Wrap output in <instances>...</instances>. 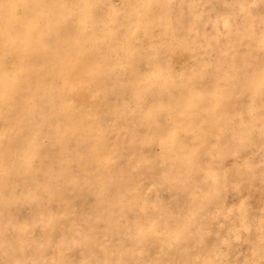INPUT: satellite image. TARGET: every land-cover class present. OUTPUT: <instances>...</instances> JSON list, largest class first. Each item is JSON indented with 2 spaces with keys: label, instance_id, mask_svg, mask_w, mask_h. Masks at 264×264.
<instances>
[{
  "label": "rangeland",
  "instance_id": "rangeland-1",
  "mask_svg": "<svg viewBox=\"0 0 264 264\" xmlns=\"http://www.w3.org/2000/svg\"><path fill=\"white\" fill-rule=\"evenodd\" d=\"M32 2L0 0V264H264V0Z\"/></svg>",
  "mask_w": 264,
  "mask_h": 264
},
{
  "label": "bare ground",
  "instance_id": "bare-ground-1",
  "mask_svg": "<svg viewBox=\"0 0 264 264\" xmlns=\"http://www.w3.org/2000/svg\"><path fill=\"white\" fill-rule=\"evenodd\" d=\"M27 1L28 0H26V3H25V5L26 6H24L23 8H21V9H19L18 11L16 10L15 12H13L12 14H11V16H10V18H11V21H14V20H19L22 16V14H24V13H28V10L27 9H30V11H29V14H27V18L25 19V22H29V20H31V19H33V17H35L34 15H35V13H33L32 12V7H30L29 5V3L27 4ZM35 1V0H34ZM31 2H32V0H31ZM37 2H38V4H40L41 6H42V9H45V8H55V9H59L60 7H58V4L57 3H55L54 4V2H53V0H37ZM58 2H59V0H58ZM10 3V2H9ZM33 3V2H32ZM66 4H68V2H66ZM10 5V4H9ZM32 5V4H31ZM5 6V5H4ZM36 6V5H35ZM69 6V5H68ZM68 6H66L65 8H67ZM2 9V8H1ZM148 9V8H147ZM50 10V9H49ZM2 11V10H1ZM54 11V10H53ZM115 13V12H114ZM1 14V13H0ZM4 14V13H3ZM9 14V13H8ZM7 15V14H6ZM2 16V15H1ZM3 17H5V16H3ZM5 19V18H4ZM1 20H3L2 18H0V22H1ZM4 21V20H3ZM9 22V21H8ZM139 22H141V20H139ZM3 23V22H2ZM14 23V22H13ZM15 24V23H14ZM18 25V24H17ZM10 26V25H9ZM7 27V26H6ZM39 29H41V25L38 27ZM44 29H45V27H44ZM38 30V29H37ZM37 30H35V33H36V31ZM42 30V29H41ZM60 31V30H59ZM2 30H1V28H0V35L2 36ZM9 33V32H8ZM61 34H62V31L60 32ZM43 34H45V33H43L42 32V36L41 37H36L35 36V38H33V35L31 36L30 35V37H27L28 39H29V41L30 42H28V44H27V46L28 47H26V48H24V49H22L23 51H22V53H21V51H20V55L19 56H21V59H23L27 54H28V52L27 51H30V49H34L35 48V50H33L32 52H37V51H39L40 49H44L45 51L46 50H48L47 48H45V45L44 44H42L41 42H40V38H42L43 37ZM47 34V33H46ZM48 34H51V33H48ZM47 34V35H48ZM61 34H57V33H54L53 34V32H52V34H51V40L48 42V43H52V44H57V45H59V43H60V35ZM53 36V37H52ZM7 37V36H6ZM44 37H46V35L44 36ZM42 39H44V38H42ZM8 40L6 39V41H5V39L3 40L2 38L0 39V54H2V55H4V53L5 54H7V53H10V50L8 49V47H9V44H11L10 42H7ZM44 41V40H43ZM42 41V42H43ZM39 43H41L42 44V46H41V44H39ZM61 44V43H60ZM22 45V44H21ZM24 45V44H23ZM43 45H44V48H43ZM179 45V44H178ZM48 46V45H47ZM64 47V46H63ZM57 48H58V46H57ZM78 51V50H77ZM81 51V50H80ZM42 53V52H41ZM35 54V53H34ZM46 55H47V53H45ZM67 54H68V52H67ZM81 54V53H80ZM1 55V56H2ZM9 55V54H8ZM32 55H33V53H32ZM44 55V54H43ZM84 55V54H83ZM34 56V55H33ZM36 56V55H35ZM34 56V57H35ZM41 56V55H40ZM82 56V55H81ZM80 56V57H81ZM5 57V56H4ZM70 58H71V56H69ZM69 57L67 58V60H70L69 59ZM17 58V57H16ZM37 58V57H36ZM40 57H38V59H39ZM41 59V58H40ZM39 59V60H40ZM72 60V59H71ZM24 61H25V59H24ZM24 61H21V62H24ZM27 62H29L28 60H27ZM44 62V61H43ZM46 62V61H45ZM48 62V61H47ZM41 63H42V61H41ZM19 64H22V63H19ZM25 65H29V63L28 64H25ZM5 66V65H4ZM15 66V65H14ZM22 66V65H21ZM23 66H24V64H23ZM19 67V66H18ZM30 67V66H29ZM6 68H7V66H6ZM12 68V67H11ZM74 69V68H73ZM93 69V68H92ZM21 70H22V68H21ZM70 71H72V70H70ZM5 72V71H4ZM86 72V71H85ZM84 72V73H85ZM25 73H28V74H30L31 75V73L32 72H25ZM33 74V73H32ZM81 74H82V72H81ZM95 74V73H94ZM2 75H3V73H2ZM35 75V74H34ZM34 75H32V76H34ZM92 75H93V73H92ZM5 76V75H4ZM7 76V75H6ZM20 76V75H19ZM23 76V75H22ZM25 76V75H24ZM28 76V75H27ZM26 76V77H27ZM12 77H14V76H12ZM94 77V76H93ZM7 77H3L2 76V84H0V85H2L3 87H6L5 89H9L10 87L8 86L9 85V80L8 79H6ZM15 78H16V76H15ZM22 78V77H21ZM30 78V77H29ZM106 78H107V76H106ZM170 80L171 79H173L171 76H169L168 77ZM87 79V78H86ZM1 80V79H0ZM14 80V79H13ZM51 80V79H50ZM66 80V79H65ZM14 82H16V79L14 80ZM20 82V81H19ZM88 82H89V80H88ZM1 83V82H0ZM22 83V82H21ZM2 86H0V87H2ZM15 86V85H14ZM8 87V88H7ZM62 87V86H61ZM65 87V86H64ZM104 87V86H103ZM13 88V87H12ZM63 88V87H62ZM4 89V90H5ZM11 89V88H10ZM9 89V90H10ZM69 89H71V88H69ZM99 89H101V88H99ZM68 90V89H67ZM0 91H2L3 92V89H0ZM65 92H66V90H65ZM105 92V91H104ZM103 92V93H104ZM5 94V96H6V94L8 93H6V91L4 92ZM55 93H57L56 91H55V89H50L49 91H48V96L51 98V100L52 99H54V97H55ZM0 94H1V92H0ZM3 94V93H2ZM66 94V93H65ZM69 96V95H68ZM4 97V96H3ZM9 96L7 95V97L6 98H8ZM0 99H4V98H1L0 97ZM9 99H11V98H9ZM49 99V98H48ZM6 100V99H5ZM5 100H3V102L5 101ZM8 100V99H7ZM6 100V101H7ZM16 100V99H15ZM15 100H13V101H15ZM11 101V100H10ZM3 102H0L2 105H3ZM7 103V102H6ZM51 103V102H50ZM69 103V102H68ZM0 104V106H1V108H2V105ZM12 104H13V102H12ZM4 105H5V103H4ZM7 105H8V103H7ZM10 105H11V103H10ZM10 105H8L9 106V108L10 107H12V106H10ZM227 105V104H226ZM225 105V106H226ZM68 106V105H67ZM224 106V107H225ZM229 106V105H228ZM3 107H5V106H3ZM7 107V106H6ZM236 107V106H235ZM0 108V111L2 110ZM8 108V107H7ZM225 108H227V107H225ZM236 108H238V107H236ZM4 109V108H3ZM6 109V108H5ZM227 109H229V107L227 108ZM76 110V109H75ZM88 112V111H87ZM160 112H161V110H160ZM159 113V112H158ZM77 114V113H76ZM160 114V113H159ZM261 114V113H260ZM160 115H162V114H160ZM165 115V114H164ZM164 115H163V117H164ZM72 116V115H71ZM157 116H158V114H157ZM166 116V115H165ZM74 117V116H73ZM159 117V116H158ZM157 117V118H158ZM76 118V117H75ZM79 118V117H78ZM87 118V117H86ZM93 118V117H92ZM194 118V117H193ZM77 119V118H76ZM160 119H162V117H160ZM195 119H199V118H195ZM157 120V119H156ZM163 120V119H162ZM194 121V120H193ZM197 121V120H196ZM74 122V121H73ZM80 122V121H79ZM161 122V121H160ZM195 122V121H194ZM171 123V122H170ZM75 124V123H74ZM85 124V123H84ZM162 124V123H161ZM78 125V124H77ZM87 125H88V122H87ZM256 125H257V123H256ZM170 126V125H169ZM84 127V126H83ZM90 128V127H89ZM198 127H196V129H197ZM204 128V127H203ZM176 129V127H173V129L172 130H175ZM213 131V130H212ZM97 133H99V132H97ZM196 135H197V130H196ZM211 133V132H210ZM160 134V133H159ZM160 136V135H159ZM194 136V135H193ZM181 139V138H180ZM182 140V139H181ZM219 140V139H218ZM246 140V139H245ZM113 141V140H112ZM223 141V140H222ZM142 143V142H141ZM221 143V142H220ZM100 145L102 146V143H100ZM111 148V147H110ZM220 148H222V147H220ZM227 148V147H226ZM59 151H60V149H58ZM139 150H141V149H139ZM214 150H216V149H214ZM219 150V149H218ZM101 151V150H100ZM227 152V151H226ZM54 154V153H53ZM217 155H219V157H220V159H225V156H224V153H223V151H219V152H217ZM107 158V157H106ZM24 159V158H23ZM130 159V158H129ZM5 164L6 163H4L3 164V166H4V168H5ZM9 164H10V162H9ZM20 164H21V162H20ZM1 165H2V163H1ZM137 165V164H136ZM9 166H11L12 167V165H9ZM19 166V165H18ZM7 167V166H6ZM9 168L10 167H8V172H9V174H11L10 173V171H9ZM15 168V167H14ZM13 168V169H14ZM11 169V168H10ZM1 170H3V169H1ZM6 170V169H5ZM210 170V169H209ZM213 171V170H212ZM3 172H5V171H3ZM214 172V171H213ZM5 175H7L8 176V174L7 173H4ZM11 176H13V175H11ZM163 176L164 177H166L168 180H170V179H172V178H174L175 176H176V174L175 173H173V171H171V170H167V171H165L164 172V174H163ZM159 179V178H158ZM161 180V179H160ZM37 181V180H36ZM29 187V186H28ZM36 187V186H35ZM48 187V186H47ZM55 187V186H54ZM29 188H31V186L29 187ZM52 188V186L50 187V189ZM33 189V188H32ZM31 189V190H32ZM48 189V188H47ZM47 191V190H46ZM31 192V191H30ZM38 192V191H37ZM50 192V191H49ZM48 192V193H49ZM82 192V191H81ZM65 193V192H64ZM49 194H51V193H49ZM49 194H48V196H49ZM69 194V193H68ZM80 194H82V193H80ZM45 195V194H44ZM39 196H41V195H39ZM47 196V197H48ZM69 195H67L66 197H68ZM73 196H75L74 194L72 195V197ZM38 197V196H37ZM44 197V196H43ZM45 197H46V195H45ZM71 197V198H72ZM41 199V198H40ZM69 199H70V196H69ZM73 201V200H72ZM71 201V202H72ZM68 203H69V201H68ZM206 204V203H205ZM205 204L203 203V204H201L200 205V208L201 207H204L205 206ZM197 207V206H196ZM197 209H198V207H197ZM196 214V213H195ZM89 222V221H88ZM97 222V221H96ZM95 222V223H96ZM91 222H89L88 224H90ZM184 224H183V222L182 221H175L174 222V225H173V230H179L180 229V227H182ZM118 234V233H117Z\"/></svg>",
  "mask_w": 264,
  "mask_h": 264
}]
</instances>
